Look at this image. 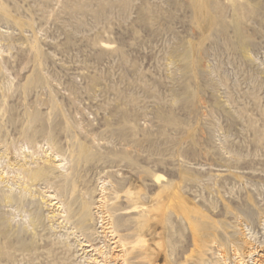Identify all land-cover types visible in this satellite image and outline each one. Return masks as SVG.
I'll return each instance as SVG.
<instances>
[{
	"label": "rangeland",
	"instance_id": "374dc122",
	"mask_svg": "<svg viewBox=\"0 0 264 264\" xmlns=\"http://www.w3.org/2000/svg\"><path fill=\"white\" fill-rule=\"evenodd\" d=\"M97 262L264 264V0H0V264Z\"/></svg>",
	"mask_w": 264,
	"mask_h": 264
},
{
	"label": "bare ground",
	"instance_id": "6f19581e",
	"mask_svg": "<svg viewBox=\"0 0 264 264\" xmlns=\"http://www.w3.org/2000/svg\"><path fill=\"white\" fill-rule=\"evenodd\" d=\"M50 153V152H49ZM58 156V155H57ZM56 155H55V157H57ZM48 157V156H47ZM51 158V157H50ZM58 158V157H57ZM60 158V157H59ZM46 159V158H45ZM44 160V159H43ZM56 160V159H55ZM54 160V161H55ZM46 161V160H45ZM62 161V160H61ZM64 161V160H63ZM56 165V164H55ZM60 165V164H59ZM57 166V165H56ZM62 166V165H61ZM58 167V166H57ZM45 173V172H44ZM156 178H159V177H156ZM56 195H52V194H49V193H47V195H46V197H48V198H50V199H53V197H55ZM60 201V200H59ZM61 202V201H60ZM60 202H58L57 201V203H60ZM62 204V203H61ZM90 205V204H89ZM84 206H86L87 208H88V202H86V203H84L83 204V207ZM58 207H59V209L61 208L60 207V204H58ZM81 207V206H80ZM98 208H99V210L101 211V204L99 205V206H97ZM65 209V208H64ZM64 209L61 211V210H59L60 211V213H65V211H64ZM81 210V209H80ZM89 210V209H88ZM183 211H185V213L183 212ZM69 212V211H68ZM86 213V212H85ZM172 213H174L176 216H179V217H181L186 223H187V227L189 228V230H190V232L191 233H202L203 232V226L198 222V214H197V216H196V213L194 212V211H192V210H185L184 208H178L177 210H174ZM67 215V214H66ZM64 216H65V214H64ZM88 216V215H87ZM66 217V216H65ZM64 218V217H63ZM81 218V217H80ZM83 219H82V222H83V224H84V222L86 221V218L83 216L82 217ZM81 224V223H80ZM105 227H104V229H106V228H108V229H110L112 226H111V222L110 221H107L106 223H105ZM25 229V228H24ZM109 231V230H108ZM195 239H194V237L192 236V241H194ZM160 247V246H159ZM97 264H103V262L101 263H99V262H97Z\"/></svg>",
	"mask_w": 264,
	"mask_h": 264
}]
</instances>
